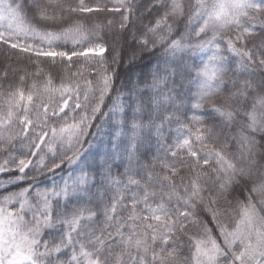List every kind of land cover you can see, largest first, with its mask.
<instances>
[{
    "label": "snow or ice",
    "instance_id": "6c2138e0",
    "mask_svg": "<svg viewBox=\"0 0 264 264\" xmlns=\"http://www.w3.org/2000/svg\"><path fill=\"white\" fill-rule=\"evenodd\" d=\"M0 264H264V0H0Z\"/></svg>",
    "mask_w": 264,
    "mask_h": 264
}]
</instances>
